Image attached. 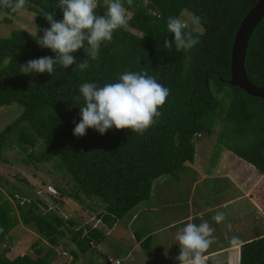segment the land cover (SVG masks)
<instances>
[{
	"label": "trees",
	"instance_id": "trees-1",
	"mask_svg": "<svg viewBox=\"0 0 264 264\" xmlns=\"http://www.w3.org/2000/svg\"><path fill=\"white\" fill-rule=\"evenodd\" d=\"M257 1L148 0L144 6L141 1L131 0L129 4L123 0L125 9L131 12L127 26L115 30L113 39L101 44L97 59H90L84 71H73L75 65L67 69L56 65L51 75H25L21 65L42 56L54 58V54L39 47L27 31H12L8 37L0 38V107L17 104L22 112L0 134V150L10 135H16L14 143L26 154L27 162L55 160L63 176L73 183L74 191L54 189L55 194H48L54 205H61L65 198L96 212L95 205L85 201H98L103 209L96 216L109 228L136 205L150 199L157 179L189 173L191 169L186 164H193L195 157L193 138L201 133L211 135L215 123L220 125L218 140L224 148L242 156L264 178V100L228 84L235 33ZM58 3L59 0H27L25 7L34 13L36 26L42 30L50 27L44 18L46 12L54 11L55 19H63L62 11L56 8ZM101 6L97 14L104 13L105 7ZM0 9L10 16L15 14L10 9ZM184 12L201 18L199 25L188 22L197 26V31L189 29V25L185 29L199 43L189 50L177 51L174 45L166 48L164 41L174 40L167 30V20L183 18ZM3 21L11 22L8 17ZM72 55L78 62L87 59L83 49ZM244 67L248 80L264 88V18L248 42ZM126 71L147 72L169 89L166 103L159 109L162 115L143 134L113 128L102 136L88 129L85 136L75 137L73 121L79 122V107L83 106L80 85L95 83L102 87L117 82ZM227 87L230 91L225 97L229 100L224 107L215 96ZM255 184L263 185L264 181L258 179ZM19 194L9 192L18 218L12 214L9 201L0 202V244L21 223L34 226L49 248L43 256L38 248L35 259L20 255L10 260L0 254V264H51L64 231L70 234L73 250L67 252L70 264H75L79 254H87L96 241L105 237L87 225L73 229L78 222L63 219L52 210L36 212V206L20 202ZM258 201L264 208L263 187L259 188ZM36 202L49 209L39 197ZM137 240L150 257L149 236ZM232 249L235 255L230 256L229 264H264V236L242 243L239 250L236 246Z\"/></svg>",
	"mask_w": 264,
	"mask_h": 264
},
{
	"label": "rangeland",
	"instance_id": "rangeland-1",
	"mask_svg": "<svg viewBox=\"0 0 264 264\" xmlns=\"http://www.w3.org/2000/svg\"><path fill=\"white\" fill-rule=\"evenodd\" d=\"M101 5L103 0H99L98 7H102ZM126 14L128 18L131 13L126 11ZM182 14L187 24L191 23V15L186 12ZM4 17H8L11 22L5 23ZM189 29L197 31L198 27L189 25ZM14 30H25L36 39L34 13L24 7L20 12L10 16L0 9V38L8 37ZM129 30L135 35L138 33ZM37 35L42 36L43 33L38 32ZM229 91L228 87L224 88L215 96L224 107L229 100L225 93ZM21 112L22 108L17 104L0 107V134L20 116ZM219 130L220 125L215 123L211 135L206 133L195 135L192 140L195 147L194 162L191 165L186 164L191 171L157 179L152 185L150 199L142 202L137 210L132 208L120 219V224L127 225L129 234L119 231L120 227L117 232L113 230L111 233L102 228L107 236L95 242L87 252L88 257L83 256L87 264H106L108 261L115 264L116 260L119 264L177 263L175 258L179 255V245L176 244L175 236L188 222L200 224L207 221L214 229L212 237L214 242L204 253L206 264H229L230 256L235 255L232 248L236 246L239 250L242 243L264 236V208L258 201L259 188H264V184H255L258 179L264 181V178L260 177L258 171L246 159L224 148L218 140ZM16 137L10 135L0 150V202L9 201L13 208L12 214L18 218L15 203L9 195V192L18 191L21 194L19 196L23 197L21 201L36 206V212L45 214L52 210V213L63 219H72L79 223L73 229L79 228L80 225L93 226L92 218L96 217L97 212L100 213L103 205L98 201L86 200L88 205H95L96 212L77 206L72 200L65 198L61 205H54L47 194V186L72 193L73 183L63 176L55 160L27 162L26 154L14 143L17 142ZM11 141L14 144H11ZM245 142L246 140L242 141L243 144ZM37 148L38 146L35 149ZM36 197L48 204L49 209L39 206ZM221 212L224 213L225 219L216 223L213 217ZM176 223L174 230H160ZM174 231L177 232L173 233ZM115 233L120 242L115 240ZM132 234L136 235L134 239L150 234V257L145 255L139 245L140 241L130 240ZM233 237L238 238L239 242L231 243ZM69 238L70 234L64 231L56 248L62 247L69 251L73 246ZM132 242H137L136 249H131L130 256L126 257L129 251L126 248L131 246ZM44 243L34 226H24L20 223L5 236L0 244V254L10 260L20 255H28L35 259L38 256L35 254L38 248L42 250L41 256L48 250L49 245ZM101 246L103 249L100 251ZM165 249L168 252L167 258L164 255Z\"/></svg>",
	"mask_w": 264,
	"mask_h": 264
},
{
	"label": "clouds",
	"instance_id": "clouds-1",
	"mask_svg": "<svg viewBox=\"0 0 264 264\" xmlns=\"http://www.w3.org/2000/svg\"><path fill=\"white\" fill-rule=\"evenodd\" d=\"M136 1H141L144 6L148 3V0ZM128 2L131 3V0ZM26 3L27 0H0V8L18 13L24 9ZM103 5L104 13L97 14L99 0H59L56 8L62 11L63 19L60 21L55 19L54 11L46 12L44 18L50 27L41 30L36 26V43L42 49L51 50L54 58L42 56L29 60L20 66L21 72L25 75L31 73L51 75L56 65L65 69L75 65L73 71L87 69L89 60L97 59L101 44L110 42L115 30L126 27L131 15L127 18L126 11H130L125 9L123 0H103ZM200 22L201 18L198 16L191 18L193 25H199ZM187 27L184 19L169 17L167 30L172 33L174 40L166 39L164 46L171 49L174 45L177 51H182L197 45L199 41L192 33L185 32ZM39 31L43 32L42 36L37 35ZM80 49L84 50L87 59L78 62L72 54ZM79 92L83 98V106L79 107V122L73 121L75 125L73 135L78 138L85 136L88 129H94L102 136L113 128L143 134L152 127L156 118L162 115L159 109L169 96V89L147 72L132 71L124 72L118 77L117 82L107 83L102 87L95 83H83L79 87ZM224 219L225 215L222 212L213 217L216 223ZM92 220L94 224L89 226L90 228L102 233V228H105L110 232V228L100 218L96 216ZM213 232L214 229L207 221L200 224L188 222L180 228L175 236L176 244L179 245V255L175 258L177 264H206L204 253L214 242ZM103 234L107 236V233ZM238 242V238L233 237L231 243ZM164 255L167 258V249ZM108 263L110 264L109 261Z\"/></svg>",
	"mask_w": 264,
	"mask_h": 264
},
{
	"label": "water",
	"instance_id": "water-1",
	"mask_svg": "<svg viewBox=\"0 0 264 264\" xmlns=\"http://www.w3.org/2000/svg\"><path fill=\"white\" fill-rule=\"evenodd\" d=\"M264 18V0H258L241 21L230 51V79L228 84L247 95L264 100V88L253 85L247 78L244 62L248 42L257 25Z\"/></svg>",
	"mask_w": 264,
	"mask_h": 264
},
{
	"label": "crops",
	"instance_id": "crops-1",
	"mask_svg": "<svg viewBox=\"0 0 264 264\" xmlns=\"http://www.w3.org/2000/svg\"><path fill=\"white\" fill-rule=\"evenodd\" d=\"M152 191V190H151ZM142 204H139L137 207H136V210L141 206ZM132 218H134V216L132 217ZM179 224H181V223H179ZM177 225V223L176 224H170L168 227H162L160 230H162V231H165V230H168V229H175L176 226ZM119 227L121 228L119 231H125V233L126 234H129L128 233V229H127V225L126 224H124V223H121L120 224V220L119 221H117V223L112 227V228H110V233L114 230V232H117V230L119 229ZM178 227V226H177ZM116 228V229H115ZM177 231H174L173 233H176ZM131 233V232H130ZM146 233V232H145ZM172 234V233H171ZM150 235V234H149ZM148 235V236H149ZM172 236V235H171ZM145 237V236H144ZM144 237H142V239L144 238ZM114 238H115V240H118L117 239V237H116V233L114 234ZM130 240H132V241H136L137 240V238H135L134 239V236H133V234H132V236H130ZM118 242H120V240H118ZM95 244V243H94ZM94 244H93V246H94ZM140 245V244H139ZM92 246V247H93ZM136 246H137V242L135 243V242H132L131 243V246H128L126 249H129V251H128V253L126 254V257H129L130 255H129V253H131L130 251H131V249H136ZM103 249V246H101L100 247V251ZM17 250V249H16ZM72 250H73V247H72ZM15 252H18V251H15ZM77 252V251H76ZM79 254V253H78ZM84 255H86V257H88V255L87 254H83L82 256H79L76 260H75V264H87V262L84 260V258H83V256ZM93 255V254H92ZM117 261V260H116ZM106 264H109L108 262L106 263ZM170 264H177V263H175V262H172V263H170Z\"/></svg>",
	"mask_w": 264,
	"mask_h": 264
},
{
	"label": "built area",
	"instance_id": "built-area-1",
	"mask_svg": "<svg viewBox=\"0 0 264 264\" xmlns=\"http://www.w3.org/2000/svg\"><path fill=\"white\" fill-rule=\"evenodd\" d=\"M47 192L49 194H55V191L52 187H47ZM25 201H21L23 203ZM56 259L54 260V264H70L71 256L68 254L67 251H65L62 247H59L56 250ZM115 264H118V261L115 262Z\"/></svg>",
	"mask_w": 264,
	"mask_h": 264
}]
</instances>
